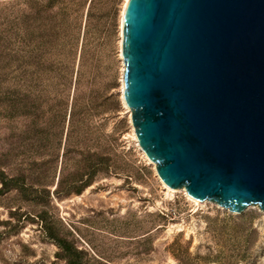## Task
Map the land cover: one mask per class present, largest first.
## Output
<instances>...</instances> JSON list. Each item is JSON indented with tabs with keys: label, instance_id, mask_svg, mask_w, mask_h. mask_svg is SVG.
Returning a JSON list of instances; mask_svg holds the SVG:
<instances>
[{
	"label": "rangeland",
	"instance_id": "1",
	"mask_svg": "<svg viewBox=\"0 0 264 264\" xmlns=\"http://www.w3.org/2000/svg\"><path fill=\"white\" fill-rule=\"evenodd\" d=\"M90 1H84L77 18L82 31ZM124 2L92 3L89 83L83 87L101 91L107 100L101 111L87 114L86 125L72 134L68 145L67 120L57 160L41 168L51 173L45 183L49 194L39 195V203L22 199L15 189L0 195V264H69V258L78 264H264V211L254 206L237 214L210 201L196 206L182 192L168 196L156 168L137 146L130 109L122 100ZM3 7L0 1V11ZM5 133L9 130L0 121V151L8 147ZM67 148L71 151L62 164ZM85 151L102 152L108 165L119 167L118 173L100 171L80 194L65 189L56 194L62 169L64 186L80 184L77 173ZM16 153L7 172L27 173L29 152L21 147ZM38 157L48 160L44 150ZM41 213L70 250L63 258L42 229Z\"/></svg>",
	"mask_w": 264,
	"mask_h": 264
},
{
	"label": "water",
	"instance_id": "2",
	"mask_svg": "<svg viewBox=\"0 0 264 264\" xmlns=\"http://www.w3.org/2000/svg\"><path fill=\"white\" fill-rule=\"evenodd\" d=\"M123 97L169 187L264 211V0H128Z\"/></svg>",
	"mask_w": 264,
	"mask_h": 264
},
{
	"label": "trees",
	"instance_id": "3",
	"mask_svg": "<svg viewBox=\"0 0 264 264\" xmlns=\"http://www.w3.org/2000/svg\"><path fill=\"white\" fill-rule=\"evenodd\" d=\"M0 1L4 3L0 11V121L9 130L3 137L8 147L0 151V195L15 189L22 199L39 203V195L49 194L45 183L51 175L41 168L57 160L67 120L68 145L72 134L86 125L87 114L101 111L107 100L101 91L88 92L83 87L89 83L88 20L94 0L90 1L83 31L77 18L85 0ZM21 147L29 152L30 168L27 173L10 174L6 167ZM42 150L48 157L45 162L38 157ZM70 151L67 148L62 153V164ZM81 156L80 184L64 186L62 169L56 194L63 195L64 189L80 194L100 171L118 173L119 167L108 165L102 152L85 151ZM38 217L47 237L61 249L60 256L70 253L43 213ZM69 264L78 263L69 258Z\"/></svg>",
	"mask_w": 264,
	"mask_h": 264
},
{
	"label": "bare ground",
	"instance_id": "4",
	"mask_svg": "<svg viewBox=\"0 0 264 264\" xmlns=\"http://www.w3.org/2000/svg\"><path fill=\"white\" fill-rule=\"evenodd\" d=\"M127 1H128V0H125V2H124V6H123V7H125ZM123 10H124V8H123ZM122 15H123V11H122V14H121V29H122ZM121 46H122V40L120 41V48H121ZM120 54H121V52H120ZM123 73H124V66H123V71H122V85H123ZM122 100H123V104H124V106L129 110L130 108L126 105V103H125V101H124L123 91H122ZM130 110H131V109H130ZM130 110H129V112H130V115H131V111H130ZM131 124H132V122H131ZM132 127H133V126H132ZM133 129H134V128H133ZM134 138L136 139V144H137V146L139 147V149L142 151V153H143L145 159L148 161V163H149V162H152V161L146 156V154H145L144 151L142 150L141 146L139 145V142H138L137 137H136L135 130H134ZM152 165L156 168L155 163L152 162ZM157 175H158V174H157ZM158 177H159V176H158ZM159 180H160V183L162 184V186H163V187L165 188V190L167 191V195H168V196H173L174 193L182 192V193H184V194L188 197V199H189L191 202H193L196 206H199V205H201V204H203V203H206V201H199V200L193 198L190 194H188V192H187L185 189H175V188L169 187V186L166 185V184H165L160 178H159ZM221 207H222V206H221Z\"/></svg>",
	"mask_w": 264,
	"mask_h": 264
}]
</instances>
